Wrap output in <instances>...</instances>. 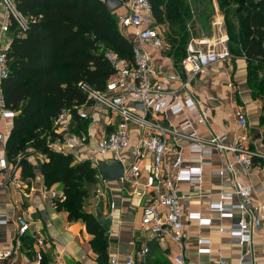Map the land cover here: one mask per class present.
<instances>
[{
	"label": "crops",
	"instance_id": "0c3cea01",
	"mask_svg": "<svg viewBox=\"0 0 264 264\" xmlns=\"http://www.w3.org/2000/svg\"><path fill=\"white\" fill-rule=\"evenodd\" d=\"M194 6L191 9L193 20L188 25L190 38L195 40L208 39L217 42L225 36L218 6L214 2L211 6L204 5L199 0H190ZM114 10L121 31L132 41L135 29L124 27L122 17L126 13V5ZM122 6V5H121ZM217 13V20L210 22L209 14L212 9ZM198 10L199 13L196 12ZM203 19H208L207 27ZM215 24V25H213ZM221 27V32L217 30ZM219 27V29H220ZM158 30L167 38L168 26L157 24ZM168 41V40H167ZM188 41V43H189ZM187 43V44H188ZM153 60L157 73L154 81L162 83L166 89H179L183 82L189 81L188 92H181L179 98L184 101L188 96L197 104L196 109L185 113L161 118L164 126L173 124L179 127L190 121L199 135L208 136L215 133L228 145H237L247 136L246 145L253 151L264 154V92L255 90L256 85L264 79V72L259 71L252 86L249 80L248 60L245 56H237L231 62L220 63L208 68L195 78H188L181 68H177V59L169 41L165 50L158 51L146 46ZM259 79V80H258ZM232 84V86H230ZM170 101L176 99L167 94ZM161 99V98H160ZM242 112L247 118V125L243 127L237 116ZM117 118L105 108H97L91 112L86 120H76L70 117L69 135H84L86 143L74 148L72 154L76 161L88 160L94 154L99 140L115 128ZM13 120L3 121L1 130L9 137ZM132 141L130 149L126 151L124 162L130 163L134 157L140 129L131 126ZM171 148L176 149L177 139L170 137ZM180 143V142H179ZM184 162L182 167L199 166L194 160L188 144L180 143ZM110 157H117L112 155ZM46 157L31 150L28 156L35 167V177L23 178L22 169L13 170L9 167L0 170V214H5L8 223H0V251H12L11 255L0 264H126L128 258L134 264H176L175 255L179 248L170 237L158 238L151 232L143 230V202L137 192L131 193V185L120 179L97 181L92 185L91 194L85 201V210L93 213L101 221L108 234V256L103 261L92 247L93 236L88 233L84 221L69 220V213L57 209L55 200L63 195L60 185L48 187L41 172L40 162ZM210 163L203 166L200 183L181 181L178 191L182 203V220L184 223V257L191 264H219L226 260L231 264H264V225L253 233V240L245 245L239 244L228 229L234 227V220L223 218L219 212L211 211L210 204L218 200L222 193L231 192L235 188V180L243 184L252 185L256 189L255 202L264 201V158L255 156L253 167L249 171L238 169L233 173L226 170L230 163L235 162V154L231 150L215 149ZM206 159V160H208ZM152 161L151 154H146L145 165L141 180L148 176ZM173 155L168 157L171 166V179L175 180L176 168ZM95 167V166H94ZM97 169V167H95ZM99 169H97L98 172ZM224 170V174L220 171ZM99 179V176H98ZM106 180V179H104ZM106 186V194L97 201L95 188ZM55 191L56 196L52 195ZM236 196L233 202H238ZM115 203L111 209L110 204ZM162 210V208L160 209ZM201 212L203 216L212 219L211 224L200 225L198 220L192 219L193 213ZM238 214V213H237ZM21 215L27 219L31 229L23 236L18 234L16 218ZM225 228L226 230H221ZM210 239L208 253H199V239ZM148 246L149 251L142 256L141 250ZM113 260H117L114 263Z\"/></svg>",
	"mask_w": 264,
	"mask_h": 264
},
{
	"label": "built area",
	"instance_id": "2783aa9c",
	"mask_svg": "<svg viewBox=\"0 0 264 264\" xmlns=\"http://www.w3.org/2000/svg\"><path fill=\"white\" fill-rule=\"evenodd\" d=\"M126 5V13L122 17L124 27H133L134 61L128 62L121 59L111 50L105 51V56L110 60L115 76L111 79L104 91L98 90L87 84H82L83 90L88 95V103L79 108V117L86 120L92 111L97 108H105L112 117H116L115 128L103 136L96 147L94 154L89 160L98 169L99 160H108L110 156L116 155L125 167L123 181L129 183L132 192H137L143 202L142 225L143 230L151 232L155 237H170L179 252L175 255L176 264H191L184 257V223L182 220V203L178 191V183L190 181L200 183L203 175V166L210 163L208 159L215 149L231 150L235 154V162L230 163L226 170L235 173L238 169L249 171L253 167L255 156L264 158V154L253 151L246 145L247 136L237 145H228L223 139L211 133L208 136L199 135L188 120L179 127L172 123L164 126L161 118L168 119V113L177 115L196 109V101L187 97L182 101L179 96L181 92H188L189 81L182 83L179 89H166L162 83L154 81L157 69L146 46L162 51L165 50L168 41L158 30L157 21L154 16L150 0H123ZM19 0H0V170L12 167L19 168L18 164L10 162L6 144L8 137L1 130L3 121L13 120L18 114L7 106L3 90V81L9 77L11 69L9 65L8 52L17 37L26 35V31L33 21V17L24 13L19 5ZM233 59L229 46V36H222L217 42L208 39H191L186 47V55L182 59L181 66L188 78H195L204 73L208 68L220 63H228ZM232 86V84H230ZM169 94L176 101L165 98ZM161 98V99H160ZM237 116L243 127L247 125V118L242 112ZM72 117L69 111H64L56 120V131L58 137L49 141L53 150L69 154L74 148L86 143L84 135H69ZM136 125L140 129L139 141L130 163L124 162V154L130 149L132 141L131 126ZM170 137L177 139L176 149L171 148ZM184 141L193 154L194 160L199 166L184 169L182 167L184 157L182 155ZM180 142V143H179ZM151 154L152 161L149 166L148 176L145 181L141 180L146 154ZM175 158L172 165L177 170L175 180L171 179V166L168 157ZM208 159V160H206ZM99 171V170H98ZM224 174V170L220 171ZM99 181L107 182L98 172ZM106 186L98 185L95 188L97 201L106 194ZM256 189L249 184H243L235 180V188L231 192L222 193L218 200L210 204L211 211H217L223 218L233 219L234 227L228 229L231 236L241 245L253 240V233L264 225V201L255 202ZM52 195L56 196L55 191ZM238 196V202H233ZM111 209L115 203L110 204ZM162 208V210H160ZM238 213V214H237ZM192 219L198 220L200 225L212 223L210 217H205L201 212L193 213ZM9 220L5 214H0V223L6 224ZM18 224V234L25 235L31 226L27 219L19 215L15 221ZM221 230H226L221 228ZM210 239H199V253L210 251L208 244ZM149 251L148 246L141 250L142 256ZM12 251H0V261L11 255ZM117 263V260H113ZM126 264H134L130 258ZM219 264H231L221 260Z\"/></svg>",
	"mask_w": 264,
	"mask_h": 264
},
{
	"label": "trees",
	"instance_id": "16d2710c",
	"mask_svg": "<svg viewBox=\"0 0 264 264\" xmlns=\"http://www.w3.org/2000/svg\"><path fill=\"white\" fill-rule=\"evenodd\" d=\"M150 1L157 23L168 26L171 54L182 69L190 38L189 0ZM217 2L226 15L236 18V27L230 22L229 46L233 59L247 58L252 86L259 71L264 72V0ZM18 5L33 21L8 52L11 72L3 81V90L7 106L18 114L7 140V156L22 169L23 178L35 177V167L28 161L31 150L46 157L40 162L46 186L58 184L63 190L62 197L55 200L57 209L67 211L70 221L85 222L93 236V250L103 261L108 256L107 230L84 206L92 185L97 184V169L89 159L76 161L72 154L53 150L49 141L58 137L55 122L64 111L81 120L79 108L88 103L82 84L104 91L115 76L105 51L133 62L134 43L121 31L114 10L103 0H19ZM256 85L255 90L263 93L264 79Z\"/></svg>",
	"mask_w": 264,
	"mask_h": 264
},
{
	"label": "water",
	"instance_id": "95a60500",
	"mask_svg": "<svg viewBox=\"0 0 264 264\" xmlns=\"http://www.w3.org/2000/svg\"><path fill=\"white\" fill-rule=\"evenodd\" d=\"M110 11L115 10L123 5V0H103ZM99 41V38H96ZM98 169L100 174L106 180L120 179L124 177L125 167L123 162L117 158H109L108 160H99Z\"/></svg>",
	"mask_w": 264,
	"mask_h": 264
},
{
	"label": "rangeland",
	"instance_id": "374dc122",
	"mask_svg": "<svg viewBox=\"0 0 264 264\" xmlns=\"http://www.w3.org/2000/svg\"><path fill=\"white\" fill-rule=\"evenodd\" d=\"M214 2H216L217 6H218L219 13L223 16L222 27H223L224 34H225V35L228 34V36L230 37V35H229V26L231 25L230 22H232V23H233L232 25L235 26V27H236V25H237V22H236V18H235V16H234L233 14H232V15H226L225 11L222 10V9L219 7V4H218L217 0H199V3H202L203 5H204L205 3H207L208 6H211ZM189 3H190V7H191V9H192L194 6L192 5V3H191L190 0H189ZM120 7H124V5H122V6H120ZM196 12L199 13L198 10H196ZM208 16H209V21L213 23V21L217 20L216 18H217L218 15H217L215 9L213 8V11H211L210 14H209ZM192 18H193V13L191 12L190 19L188 20V25H189V23L193 20ZM203 23H204L205 26L207 27L208 19H203ZM213 25H215V24H213ZM219 27H220V26H217V30H218V32L220 33V32H221V27H220V29H219ZM212 42H213V41H212ZM98 172H99V171H98Z\"/></svg>",
	"mask_w": 264,
	"mask_h": 264
}]
</instances>
